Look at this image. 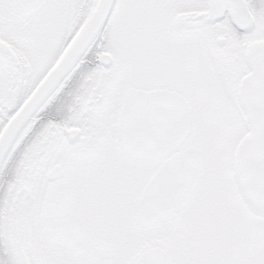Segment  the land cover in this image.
Wrapping results in <instances>:
<instances>
[{"label": "snow or ice", "instance_id": "6c2138e0", "mask_svg": "<svg viewBox=\"0 0 264 264\" xmlns=\"http://www.w3.org/2000/svg\"><path fill=\"white\" fill-rule=\"evenodd\" d=\"M0 264H264V0H0Z\"/></svg>", "mask_w": 264, "mask_h": 264}]
</instances>
